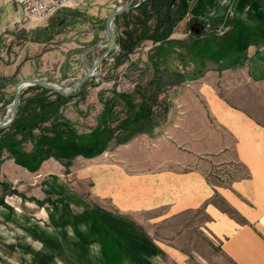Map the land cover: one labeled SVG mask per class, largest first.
Returning a JSON list of instances; mask_svg holds the SVG:
<instances>
[{
	"label": "crops",
	"instance_id": "0c3cea01",
	"mask_svg": "<svg viewBox=\"0 0 264 264\" xmlns=\"http://www.w3.org/2000/svg\"><path fill=\"white\" fill-rule=\"evenodd\" d=\"M185 3L158 57L183 82L166 90L153 129L96 156L25 166L16 159L34 155L40 127L21 143L0 129V264H204L215 251L230 264H264V0ZM10 11L0 26V108L20 79L82 68L90 46L76 54L61 21L29 27L20 6ZM127 11L114 18L118 29ZM137 48L123 65L156 59L131 57ZM233 163L243 175L211 174Z\"/></svg>",
	"mask_w": 264,
	"mask_h": 264
},
{
	"label": "trees",
	"instance_id": "16d2710c",
	"mask_svg": "<svg viewBox=\"0 0 264 264\" xmlns=\"http://www.w3.org/2000/svg\"><path fill=\"white\" fill-rule=\"evenodd\" d=\"M186 1L143 0L136 8H132L134 14H130V17L123 23L122 29L118 31L120 45L117 53L113 55L114 64L120 65L128 60V54L132 53L143 40L159 42L147 51L148 54L157 57L151 60L147 58L142 67H139V83L134 85L131 91H116L112 87L110 93L113 98L105 99L104 102L101 101V98L99 99L102 105L99 122L93 128L94 130H91L87 141H84L85 139L80 140V136L77 137L74 133L70 139L65 135L60 140L55 139L53 136L57 126V123L56 126L54 125L55 119L53 116L57 115L58 107L63 102L72 100V98L57 95V93L36 85L28 86L23 90L18 111L9 126L10 129L14 128V130L9 131V133L12 136L17 134L19 136L18 141L21 143L26 135L30 136V129L40 128L36 137L32 139L34 140V155H20L17 159L15 156L14 158L18 164L25 166L29 162L36 165L40 160L47 159L50 156L60 159L59 156L64 151L73 155L86 156V158L91 157L101 154L104 149L102 145L98 148V143L104 144L112 139V142L116 144L122 143L132 135L138 132H147L159 124L166 111V90L172 86H179L183 81L180 74L167 68L166 63L158 57L161 54L163 55L165 48L162 44H164L173 26L184 15ZM130 10L126 13H130ZM137 65V61L130 60L127 68L130 66L137 67ZM146 72L148 78L145 81L146 83L142 84L140 78ZM25 92H29V94L24 95ZM82 96H85V92H82L78 97ZM137 98L138 101L135 102L134 100ZM119 101L124 104L122 117H118L116 115L117 111L114 110ZM47 120L51 121L45 127L42 122L45 123ZM26 158L28 161H26Z\"/></svg>",
	"mask_w": 264,
	"mask_h": 264
},
{
	"label": "rangeland",
	"instance_id": "374dc122",
	"mask_svg": "<svg viewBox=\"0 0 264 264\" xmlns=\"http://www.w3.org/2000/svg\"><path fill=\"white\" fill-rule=\"evenodd\" d=\"M114 1L122 5L125 3L126 0H77L76 6L68 9H61L56 12L55 15L53 14L49 17V19L44 20L38 25H44L48 21H51L52 23H60L61 21V25L57 27L58 33H61V35H63L62 37L66 39L65 42H69V38L70 41L73 38L76 39V44H78L79 46L76 47L75 52L76 54H78L80 52V49L85 45H91V43H96L97 41L102 39L103 33L100 28L103 25V18H105L104 15L106 14L108 7L110 6V4H113ZM18 7L19 6L17 2L14 0H0V26L2 25V23L5 24L12 21L13 18L11 16L12 13L10 9L15 8L16 10ZM68 16L71 17L69 23H64V21L62 22V20L67 19ZM20 18L21 17H19L18 19ZM11 24L12 23L6 24L5 26L9 27L8 29H12ZM38 25L34 27H37ZM113 25L115 30H120L114 23ZM76 30L77 32H75ZM65 34H68L69 36H65ZM63 38L60 39L57 36L55 42H62ZM146 44H142L141 46H139L137 50L134 51V55H131V57H135L138 54L142 55L144 53H147L149 48H143ZM103 49L104 47H99L93 52V54L89 52L86 53V58L84 56L83 58L86 59L88 64H90L91 59L97 57V55L101 53ZM117 51L115 53H117ZM127 67L128 66H125V64L115 65L114 57L110 58V56L108 55L107 59L103 60L100 64V72H98V74H94L84 82V87L88 86L91 83L94 84L93 86L85 90V96L73 97L72 100L67 102V104H62L58 107L57 115L53 116L55 119L54 125L56 126L57 123V126L55 128L56 130L53 132V136L55 137V139L60 140V138H64L65 136L70 139L72 138L74 133L77 137L78 135L80 136V140L85 139L84 141H87L89 139V135L91 134V130L96 127L97 123L99 122V113H101L102 107L101 103L99 102V99L101 98V101H103L105 99L113 98L111 97L112 94L110 93L112 87L116 91L127 92L131 91L133 89V86L139 83L138 72L139 67L141 68L142 65L138 64L137 67ZM77 68H79V70L75 69L74 72L71 73V75H69L68 77H60L59 75H57V77L51 79V82L56 85L60 84L63 86L71 84L72 81H74L81 73L84 72L83 65L82 68L81 66H77ZM147 78L148 75L146 72L141 76L140 82L142 84L146 83L145 81H147ZM99 93L101 94L99 95ZM11 98L12 93L6 99V105L0 108V117L5 116L6 109L8 108L9 103H11ZM134 101L137 102L138 98ZM123 107L124 104L120 101L118 102L117 106H115L114 110L117 111L116 115L118 117H122ZM57 128L60 130L58 131ZM112 140H108V142H105L104 144L98 143L97 146L98 148H100L102 145L104 146V149L108 146L114 148L116 146V143L112 142ZM68 155H71V153H67V151H64L59 157H66ZM193 256L194 257H192V259H197V256H195V254H193ZM206 256L207 257L205 258L204 264H230L226 262L225 257L223 255H220L216 251L211 253L210 255L206 254ZM195 263L197 262H194V264Z\"/></svg>",
	"mask_w": 264,
	"mask_h": 264
},
{
	"label": "water",
	"instance_id": "95a60500",
	"mask_svg": "<svg viewBox=\"0 0 264 264\" xmlns=\"http://www.w3.org/2000/svg\"><path fill=\"white\" fill-rule=\"evenodd\" d=\"M142 1L143 0H126L122 5L118 2L113 4L104 21V32L102 39L97 41L96 43H92V45L81 50V62L84 68V72L81 73L74 81H72L71 84H68L67 86H63L60 84L56 85L51 82L52 77L47 75L44 76V80L39 75L18 80L17 83L13 86L14 89L12 93L11 103H9V106L6 109L5 116L0 117V129L5 130L10 126L18 111L19 102H21V94L23 90L27 88V86H40L43 89H46L53 93H57V95L59 94L61 96L70 98L79 96L82 92L84 93L86 89L93 86L94 84L91 83L88 86L84 87V82L94 74H98V72H100L101 62L107 59L108 55L110 56V58H113L114 53L119 49V32L118 30L114 29V18H116V15L122 13L123 11L132 9L134 7L136 8V6ZM195 31L198 32L199 28L195 29ZM99 47H104V49L97 55V57L91 59L90 64H88L83 56L85 57V54L88 52L93 54V52ZM12 130H14V128H11L10 131Z\"/></svg>",
	"mask_w": 264,
	"mask_h": 264
},
{
	"label": "built area",
	"instance_id": "2783aa9c",
	"mask_svg": "<svg viewBox=\"0 0 264 264\" xmlns=\"http://www.w3.org/2000/svg\"><path fill=\"white\" fill-rule=\"evenodd\" d=\"M20 6L21 18L29 27H34L44 20L49 19L53 14L55 15L61 9L72 8L77 5V0H15ZM81 1V0H80ZM227 27H217L214 32L216 35L221 34ZM159 42H147L143 47L151 48ZM214 176L218 177L222 182H227L233 177L243 175L240 166L233 163L225 167L222 171H212Z\"/></svg>",
	"mask_w": 264,
	"mask_h": 264
}]
</instances>
